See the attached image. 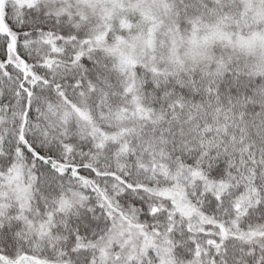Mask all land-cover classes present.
Returning a JSON list of instances; mask_svg holds the SVG:
<instances>
[{"label": "snow or ice", "instance_id": "obj_1", "mask_svg": "<svg viewBox=\"0 0 264 264\" xmlns=\"http://www.w3.org/2000/svg\"><path fill=\"white\" fill-rule=\"evenodd\" d=\"M0 264H264V0H0Z\"/></svg>", "mask_w": 264, "mask_h": 264}]
</instances>
